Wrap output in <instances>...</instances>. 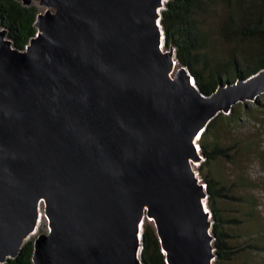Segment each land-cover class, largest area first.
<instances>
[{
    "label": "water",
    "instance_id": "obj_1",
    "mask_svg": "<svg viewBox=\"0 0 264 264\" xmlns=\"http://www.w3.org/2000/svg\"><path fill=\"white\" fill-rule=\"evenodd\" d=\"M19 1L45 8L24 48L0 25V262L42 206L33 264H145V219L166 264H213L196 138L264 93V68L204 91L164 46L167 0Z\"/></svg>",
    "mask_w": 264,
    "mask_h": 264
},
{
    "label": "trees",
    "instance_id": "obj_2",
    "mask_svg": "<svg viewBox=\"0 0 264 264\" xmlns=\"http://www.w3.org/2000/svg\"><path fill=\"white\" fill-rule=\"evenodd\" d=\"M38 8L23 5L19 0H0V25L7 29L8 37L17 47L24 48L37 29L35 19ZM164 32V46L175 48V57L187 66L195 83L206 92L219 85L246 79L264 68V0H167L160 11ZM248 107L236 103L229 113L220 112L202 131L198 144L203 160L200 164L202 181L208 197L207 206L214 221L216 257L213 264H230L236 253L225 229V201L243 197L228 192L217 177L213 164L219 159H234L231 145L223 144L218 131L220 121H237L236 114ZM244 180V177H242ZM255 209L246 214L254 216ZM256 229L264 233V224ZM264 252V245L253 244ZM33 241L27 239L14 258L0 264H33ZM141 259L145 264H166L159 238L152 222L145 219L142 225Z\"/></svg>",
    "mask_w": 264,
    "mask_h": 264
},
{
    "label": "rangeland",
    "instance_id": "obj_3",
    "mask_svg": "<svg viewBox=\"0 0 264 264\" xmlns=\"http://www.w3.org/2000/svg\"><path fill=\"white\" fill-rule=\"evenodd\" d=\"M33 4L38 9L45 8L36 1ZM180 65L177 62L175 69ZM241 103L248 111L245 113L240 109L236 114L237 121L228 122L224 118L218 127L222 143L230 144L231 153H237L234 159L216 160L213 169L230 194L243 197V201H225L224 215L233 218L227 221L225 229L236 249L230 264H264V252L251 246L255 243L264 245V233L256 229L258 224H264V93L256 101ZM201 161L193 163L197 173L201 172ZM252 207L255 209L253 217L246 214ZM47 227L45 218L28 239L33 241L38 233L47 231Z\"/></svg>",
    "mask_w": 264,
    "mask_h": 264
},
{
    "label": "bare ground",
    "instance_id": "obj_4",
    "mask_svg": "<svg viewBox=\"0 0 264 264\" xmlns=\"http://www.w3.org/2000/svg\"><path fill=\"white\" fill-rule=\"evenodd\" d=\"M196 139H199L198 137L196 138ZM39 211H40V213H39V222H38V225L40 224V223H42V222H44V220H45V214H44V212H43V208H42V206L39 208ZM35 232H33L32 234H34Z\"/></svg>",
    "mask_w": 264,
    "mask_h": 264
},
{
    "label": "built area",
    "instance_id": "obj_5",
    "mask_svg": "<svg viewBox=\"0 0 264 264\" xmlns=\"http://www.w3.org/2000/svg\"><path fill=\"white\" fill-rule=\"evenodd\" d=\"M197 146H199V144H197Z\"/></svg>",
    "mask_w": 264,
    "mask_h": 264
}]
</instances>
